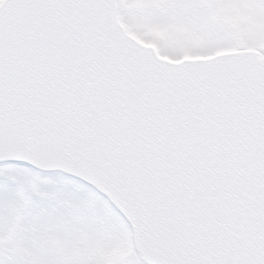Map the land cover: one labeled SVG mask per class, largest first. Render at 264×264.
Segmentation results:
<instances>
[{
	"label": "snow or ice",
	"instance_id": "6c2138e0",
	"mask_svg": "<svg viewBox=\"0 0 264 264\" xmlns=\"http://www.w3.org/2000/svg\"><path fill=\"white\" fill-rule=\"evenodd\" d=\"M0 180V264H264V0H0Z\"/></svg>",
	"mask_w": 264,
	"mask_h": 264
},
{
	"label": "rangeland",
	"instance_id": "374dc122",
	"mask_svg": "<svg viewBox=\"0 0 264 264\" xmlns=\"http://www.w3.org/2000/svg\"><path fill=\"white\" fill-rule=\"evenodd\" d=\"M136 3H139V0H135ZM222 16L225 20L236 30L241 36L243 42L244 37L250 30V21L246 16L243 9L236 6H226L220 9ZM130 30L136 33L139 37L146 41L155 42L160 47V42L166 41L169 37V32L161 29L158 26L154 25H140V24H130L127 23ZM162 51V49H161ZM4 185L0 183V190H3ZM123 250V249H121ZM121 250H115L112 253H109L105 256V264H116V260L113 257L121 256ZM125 257L127 252L123 250ZM119 254V255H118ZM111 256V257H110Z\"/></svg>",
	"mask_w": 264,
	"mask_h": 264
},
{
	"label": "water",
	"instance_id": "95a60500",
	"mask_svg": "<svg viewBox=\"0 0 264 264\" xmlns=\"http://www.w3.org/2000/svg\"><path fill=\"white\" fill-rule=\"evenodd\" d=\"M121 28L123 29V31L125 32V34L130 38L132 39L133 41H135L137 44H139L140 46H142L134 37H132L131 35H129V33L126 31L125 27L122 25L121 23ZM144 47V46H142ZM144 48H147V49H151L152 51H154L152 48H148V47H144Z\"/></svg>",
	"mask_w": 264,
	"mask_h": 264
}]
</instances>
